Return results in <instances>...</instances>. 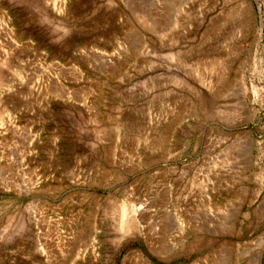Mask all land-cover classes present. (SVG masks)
Listing matches in <instances>:
<instances>
[{
	"label": "rangeland",
	"instance_id": "1",
	"mask_svg": "<svg viewBox=\"0 0 264 264\" xmlns=\"http://www.w3.org/2000/svg\"><path fill=\"white\" fill-rule=\"evenodd\" d=\"M0 264H264V0H0Z\"/></svg>",
	"mask_w": 264,
	"mask_h": 264
}]
</instances>
